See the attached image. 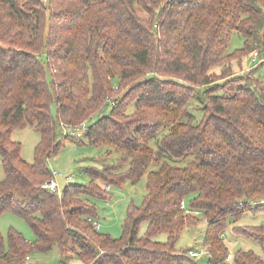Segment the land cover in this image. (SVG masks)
<instances>
[{
    "label": "trees",
    "instance_id": "16d2710c",
    "mask_svg": "<svg viewBox=\"0 0 264 264\" xmlns=\"http://www.w3.org/2000/svg\"><path fill=\"white\" fill-rule=\"evenodd\" d=\"M234 32L244 47L229 52ZM255 50L264 53V0H0V215L35 234L0 232V264L55 247L83 264H185L177 241L201 218L208 264H264L253 250L228 260L224 240L231 221L264 212V59L233 70ZM28 126L40 134L33 163L12 138ZM67 128L115 157L59 195L43 185ZM144 178L122 236L96 230V200L113 197L104 186ZM233 231L264 251V224Z\"/></svg>",
    "mask_w": 264,
    "mask_h": 264
},
{
    "label": "rangeland",
    "instance_id": "374dc122",
    "mask_svg": "<svg viewBox=\"0 0 264 264\" xmlns=\"http://www.w3.org/2000/svg\"><path fill=\"white\" fill-rule=\"evenodd\" d=\"M244 47V39L237 32H234L231 36L229 44V52H233L236 49ZM256 51V50H255ZM253 53L244 56L241 63L234 61L233 70L237 74H243L245 70H249L255 65H258L264 59V53L253 61ZM220 72V69L217 70ZM257 77H260L264 81V64L258 69L256 73ZM134 109L131 106L129 112ZM52 110L56 112V106L53 104ZM198 114V113H197ZM12 138L22 144V157L29 163L34 161L35 147L40 141V134L36 132L31 126L25 129H16ZM69 136L63 140V147L60 151L51 156L49 166L52 169H56L61 172L65 177H72V181L68 182L64 178L59 179L61 190L65 186L72 184H84L90 181V178L85 173V169L89 166H101L107 159L112 157H105V147H93L88 144L86 138L80 139L81 142H77V139H72ZM1 164V156H0ZM4 178L3 168L0 166V179ZM113 197L109 201V205H105L106 200H96L98 206V212L100 219L98 222L101 225V232L110 234L113 238H120L123 233V224L126 217L127 209L131 203L141 205L144 196L147 194L146 178L142 179L136 185L127 183L124 188L117 187L112 188ZM264 224V212L253 213L246 212L243 217L237 222H232L230 227L224 233V240L229 248L230 253H234L239 249L253 250L259 255H264L260 244L252 238L245 237L233 231V226H257ZM13 227L21 232L24 237L33 241L35 234L29 224L21 217L13 214L10 211L4 212L0 215V232L7 237L9 229ZM147 224L143 223L141 226V233L146 230ZM207 222L204 218H201L200 222L196 225H189L185 228L177 241V248L180 251H187L190 248L202 247L204 244V237L206 233ZM167 236L165 234L159 236V240L165 241ZM206 256V255H205ZM201 259L186 260L185 264H208L207 256ZM30 260L24 264H83L80 259L73 255L72 260L61 256L60 249L55 247L51 252L42 253L35 251L30 256Z\"/></svg>",
    "mask_w": 264,
    "mask_h": 264
},
{
    "label": "built area",
    "instance_id": "2783aa9c",
    "mask_svg": "<svg viewBox=\"0 0 264 264\" xmlns=\"http://www.w3.org/2000/svg\"><path fill=\"white\" fill-rule=\"evenodd\" d=\"M258 57V51H255L254 52V57H253V60H255L256 58ZM84 130H86V125H83L82 127ZM84 130L81 131L79 130L78 128L76 129H71V128H67L65 129V135H68V136H74V137H78V138H82L83 137V133H84ZM52 174H53V177L48 180L44 185L43 187L46 188V189H49L53 192H58L59 195L62 194V190H61V185L59 183V179L60 178H64L66 179V181L68 182H71L72 181V177H65L61 172H59L58 170L56 169H52ZM105 190L110 192L112 191V186L109 185V184H106L104 186ZM109 199L106 200V206L109 205ZM262 202L264 203V199L262 200ZM245 202H241V204H244ZM182 208L186 210V212H188L189 210L186 209V203L183 202L182 203ZM94 227L96 230H100L101 229V225L98 221H94ZM206 248L205 246L203 245L202 247H196V248H190L188 250V255L192 258V259H201L203 258L205 255H206ZM232 258V253L229 254L228 256V260H231ZM30 259V257H27V261Z\"/></svg>",
    "mask_w": 264,
    "mask_h": 264
},
{
    "label": "clouds",
    "instance_id": "9594fccd",
    "mask_svg": "<svg viewBox=\"0 0 264 264\" xmlns=\"http://www.w3.org/2000/svg\"><path fill=\"white\" fill-rule=\"evenodd\" d=\"M206 257V256H205Z\"/></svg>",
    "mask_w": 264,
    "mask_h": 264
}]
</instances>
